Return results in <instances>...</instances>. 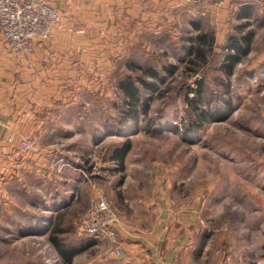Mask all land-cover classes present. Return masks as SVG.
<instances>
[{"label":"rangeland","instance_id":"374dc122","mask_svg":"<svg viewBox=\"0 0 264 264\" xmlns=\"http://www.w3.org/2000/svg\"><path fill=\"white\" fill-rule=\"evenodd\" d=\"M213 14L193 6L171 26L139 27L109 66L92 65L70 114L58 116L51 132L30 136L36 148L48 143L60 175L73 169L89 191H22L17 180L0 191V264H67L52 237L77 252L72 264H136L125 261L122 227L136 238L152 236L159 205L171 210V233L190 238L179 264H264V67L256 64L264 59V36L256 35L228 76L223 63L229 37L239 36L237 22L225 20V33ZM260 26L255 20L248 30L260 33ZM205 33L214 42L201 46L198 58L191 49ZM126 79L140 95L131 110L120 88ZM200 82L196 114L188 98ZM128 110L137 112L135 121ZM129 139L132 148L118 164L112 157ZM49 182L41 184L48 189ZM94 187L116 212L115 241L80 230ZM123 214L136 215L128 228L120 225Z\"/></svg>","mask_w":264,"mask_h":264},{"label":"crops","instance_id":"0c3cea01","mask_svg":"<svg viewBox=\"0 0 264 264\" xmlns=\"http://www.w3.org/2000/svg\"><path fill=\"white\" fill-rule=\"evenodd\" d=\"M48 2L61 11L63 20L54 29L53 39L36 44L31 54L19 56L12 53L0 32V191L8 189L14 180L19 181L22 191H55L57 195L79 189L89 191L83 178L73 169H67L60 175V161L48 153V143L41 142L30 153L18 151V148L22 139L36 136L43 130L51 132L58 116L66 112L70 114L73 99H78L76 87L87 83L92 65L100 62L109 66L111 55L126 46L125 39L133 40L139 27L151 25L157 28L159 25L160 29L171 26L174 22H181V17L197 6L211 8L217 17L218 27L224 30L227 28L226 21L235 17L238 33V25L246 23L244 30L248 32L252 23L260 19L261 32L251 31L255 34L254 38L256 35L264 36V0H230L220 7L193 0ZM248 5L254 7L253 15L238 19L241 9ZM258 63L264 67V59ZM12 133L15 139L9 143L7 139ZM8 153L13 154L12 159L4 156ZM112 158L121 164L119 158ZM60 176L62 181L58 183ZM50 180L52 185L45 189L44 184L50 183ZM97 191L94 187L88 202L91 203ZM62 204L65 208L66 205ZM157 208L160 220L154 223L152 236L136 238L135 233H130L123 226V222L128 223V228L131 222L136 221V215L123 214L120 242L128 254L125 261L133 259L136 264H179L182 260L180 253L190 238L174 236L171 233V210L166 205Z\"/></svg>","mask_w":264,"mask_h":264},{"label":"built area","instance_id":"2783aa9c","mask_svg":"<svg viewBox=\"0 0 264 264\" xmlns=\"http://www.w3.org/2000/svg\"><path fill=\"white\" fill-rule=\"evenodd\" d=\"M192 1V0H189ZM203 4L220 7L230 0H193ZM70 3V1H68ZM61 11L51 5L48 0H0V32L12 53L29 55L36 44L51 41L54 29L62 23ZM14 134L8 136V142L13 143ZM18 151L33 152L36 140L33 137L22 139ZM12 159L13 154L4 155ZM118 218L114 208L105 196L99 192L92 200L91 208L83 215L80 230L86 237L98 241L117 238ZM117 251L114 256H120Z\"/></svg>","mask_w":264,"mask_h":264},{"label":"trees","instance_id":"16d2710c","mask_svg":"<svg viewBox=\"0 0 264 264\" xmlns=\"http://www.w3.org/2000/svg\"><path fill=\"white\" fill-rule=\"evenodd\" d=\"M253 6L248 5V6H244L240 13L238 14V19H247L250 18L253 15ZM247 24H243V25H238L237 28L239 30V36L236 35H232L229 37L228 39V44L226 46L227 50H228V54L225 58V62L223 63V68L226 72V74L228 76H231L234 72L235 67H237L236 65L238 63H240L242 61V59L249 55V53L252 50V44H253V39H254V32L249 30L248 32H245V28H246ZM243 31V32H242ZM198 41H199V47H192V51H195L197 54V57L199 58H203L204 54H203V49L201 48V46L207 47L213 45L214 39L213 38H209L208 33L206 34H202L200 35V37H198ZM120 88L122 89L123 94L125 95V98L128 99L130 102L126 103V105H130V109L134 108L136 106V104L139 102V91L138 88L136 87V84H134L133 81L128 80H123L120 83ZM202 88V89H201ZM203 92V85L200 82L199 83V89L197 91H195V98L193 99H189L188 98V102L190 103V105L195 109V111L199 108L197 105H199V100L202 98V93ZM193 109V110H194ZM129 110L127 111L126 117L129 116ZM200 113V112H199ZM198 113V119L200 122H202L204 119V117L206 118V116L201 117L202 115ZM197 114V111H196ZM131 116V120H136L137 119V112L136 115L135 114H130ZM132 142L129 139L128 141L125 142V146L122 147V149H118L116 150V158H119V161L121 163V165H124V159L126 157V155L128 154V152L131 150L132 148ZM59 232V230L56 229V233ZM51 241L53 243V245L56 247V249L58 250V252L60 253L61 257H63L66 261L67 264H72L73 259L75 257V255L77 254V252L75 251H70L69 248L65 245H62L61 242L59 240H57L55 237L51 238Z\"/></svg>","mask_w":264,"mask_h":264}]
</instances>
